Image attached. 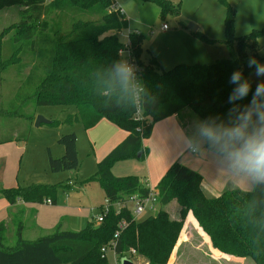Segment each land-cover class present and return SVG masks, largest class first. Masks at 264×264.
Instances as JSON below:
<instances>
[{"label":"trees","instance_id":"16d2710c","mask_svg":"<svg viewBox=\"0 0 264 264\" xmlns=\"http://www.w3.org/2000/svg\"><path fill=\"white\" fill-rule=\"evenodd\" d=\"M151 1L157 3L164 14L177 13L169 0ZM219 1L227 8L225 33L230 59L210 65L182 64L160 72L155 59L148 64L141 60L143 34L129 33L128 49L140 68L141 80L155 97L147 112L134 115L114 102L112 91L96 71L120 60V50L126 49L119 35L128 28V21L113 0H0V9L15 6L23 9L22 21L14 26V41L27 40L28 50L32 53L25 69L19 68L21 58L4 59L5 44H0V116L25 118L19 109L29 103L36 107L75 106L77 113L68 116L65 123L81 122L88 132L102 120H107L127 133L124 141L98 162L96 172L88 179L100 183L106 202L110 204L103 222L92 221L80 231L60 228L34 241L24 239V226L19 222L13 246L7 244V226L1 222L0 264H108L103 249L114 242L113 251L119 260L135 250V258L146 264H168L189 214L193 215L214 249L264 264V185H257L252 191L234 189L208 198L202 190L201 174L174 163L156 189L159 206L178 204L179 219H171L167 211L159 209L154 216L136 220L128 207L119 210L116 207L126 204L132 195L148 196L150 193L141 178L117 177L113 167L121 161L144 160L148 152L143 142L151 137L157 123L178 116L186 108L199 119L224 116L231 107L227 103L232 87L228 84L230 74L242 69L245 77L251 80L252 70L245 63L248 57L252 55L264 61L260 55L264 30L236 36L235 11L227 0ZM22 46L14 54L18 55ZM251 82L254 90L256 85ZM14 84L17 87L13 86L12 98L2 94L9 90L8 85ZM250 99L251 93L240 103L246 104ZM28 119L34 120L33 117ZM14 140L0 144L18 142ZM58 143L65 152L58 158L49 156L50 171L78 170L76 133L61 136ZM140 153L142 155L138 157ZM72 187L69 182L58 186L35 184L1 188L0 194L12 206L18 201L42 203L50 200L55 203L59 190ZM122 222L127 226L116 238Z\"/></svg>","mask_w":264,"mask_h":264},{"label":"rangeland","instance_id":"374dc122","mask_svg":"<svg viewBox=\"0 0 264 264\" xmlns=\"http://www.w3.org/2000/svg\"><path fill=\"white\" fill-rule=\"evenodd\" d=\"M169 1L177 9L176 14L170 12L162 13L161 7L151 0H113L114 4L122 8L128 21V28L123 30L119 35L121 42L124 45L128 44L130 32L142 33L141 60L148 64L152 59H155L159 64L158 68L160 72L172 70L182 64L210 65L219 60L230 59L231 53L225 33L227 8L222 2L219 0ZM227 2L235 11L234 33L236 36L249 34L253 30H264V26L260 23L261 10H263L261 7L259 11L256 8L250 10L248 0H227ZM262 3L263 0H260V4ZM21 10L23 9L17 6L0 9V44H5L4 59L19 57L21 58L19 68H24L27 59L32 53L28 50L27 40L21 43L14 41L16 37L14 26L22 21ZM164 25H167L168 30H162ZM191 25L197 27L198 35L190 30L189 27ZM263 43L264 37L260 40V49ZM20 45H23V49L21 48L22 50L19 51L18 55L14 54ZM24 77H26V73ZM251 80L255 85L260 83V78H257L254 74H252ZM13 86L17 87V84L8 85L9 90L2 92V94H5L8 98H12L15 92ZM19 111L25 115V118L0 116V142L8 139L18 140L17 143L14 142L12 145L0 147V166L2 171L5 170V173L0 172V178L2 180L4 178L5 180L4 187L0 183V189L10 187L14 183H18L20 187L35 184L58 186L61 184L65 185L68 181L74 179L78 186L84 181L82 189H78V193L72 198L73 204H76L77 209L84 211H91L93 209L95 215H100L102 209L106 206V200L100 183L98 181H88L90 176L96 172L98 163H96L94 155H90L89 153L90 142L86 133L87 131H85L81 122L74 124L65 123L68 116H73L77 113V108L75 106L60 105L36 107L33 103H29L24 108H20ZM29 117L34 118L33 122L28 119ZM38 117H42L50 123L36 127ZM197 119L199 118L189 108H186L178 115V120L183 124L187 133L191 132L192 126ZM73 132L78 137L80 147V150H78L79 169L76 171L52 173L48 163L50 145L58 141V134L63 136ZM6 161L7 167L5 165ZM143 161V159L138 158L118 162L117 166L119 167L117 168L116 175L118 177L136 176L135 166H140L138 164H143ZM134 164L136 165L134 166ZM69 173H72L74 176L77 175L81 180H77V176L70 177V179ZM11 174H14L13 179ZM9 183L12 184L9 185ZM234 187L228 186L224 192L238 189ZM83 192L84 194H82ZM58 194L59 197L73 193L71 189L66 191L61 189ZM128 207L134 212V205L132 203H128ZM159 209L167 211L171 219H179L180 207L176 202H172L167 206H158ZM144 217L142 216L139 219H143ZM65 228L68 229L69 227ZM10 230L11 234L8 237L10 241L8 242L11 245L16 241V228L12 225ZM53 232L55 231L42 232L35 236L34 231H31L24 235V239L34 240ZM191 234H193V237ZM201 234L206 237L207 241H210L208 236L200 229L194 217H189L188 215L179 239L186 238L189 235L191 242L201 245L203 243ZM208 252L207 247H203L202 253L198 255L200 258L208 261L204 262V264H213V261L207 255H204V253L208 254ZM135 255L133 257L136 264H146L144 260L135 258ZM106 257L108 264H116L113 250L110 249ZM184 257L188 258L187 255ZM219 264L224 263L220 262Z\"/></svg>","mask_w":264,"mask_h":264},{"label":"crops","instance_id":"0c3cea01","mask_svg":"<svg viewBox=\"0 0 264 264\" xmlns=\"http://www.w3.org/2000/svg\"><path fill=\"white\" fill-rule=\"evenodd\" d=\"M248 1L250 3V10L253 8H256L258 11L261 8L263 9L261 10L260 23L264 26V0L262 3L263 5L260 4V0ZM260 50L264 51V43L263 45L261 44ZM261 81H264V77L260 78V82ZM181 130L187 133L183 124L178 120V116L176 115L157 123L153 128L151 137L143 142L144 149L148 152V155L145 157L143 164H138L140 166H135L136 164H134V166L136 167V176L141 178L145 184L147 183L149 186L156 188L158 183L166 174L167 170L174 163H180L201 174L203 178L202 190L208 198L218 197L228 186H235L234 188H238L243 191H251L254 188V186L250 185L243 177L234 176L228 172H220L211 157L196 158L192 154L186 152L180 141ZM86 133L90 142L88 150L90 155H94L96 163L101 161L110 151H112L127 137L126 132L122 131L107 120H102L95 128ZM60 137L61 135L58 134L57 138L59 139ZM13 143L14 142L3 143L0 144V147L12 145ZM57 143L58 141L53 143V145H50L49 156L51 155L52 157L58 158L64 155V147ZM77 149L80 150L78 137ZM5 165L7 167V161ZM118 167L119 166H117V164L113 167V174L115 176H117L116 171ZM0 172L5 173V170L2 171L1 166ZM11 176L13 179L14 174H11ZM68 176L70 178L76 177L77 175L74 176L72 173H69ZM76 179L81 180L78 176ZM4 181V178L3 180L0 178L2 186L5 184ZM68 182L73 184V187L71 188V192L73 194L59 196L57 202L55 203L47 204V200H44L42 203L38 201L30 203L18 201L12 206L0 194V223L4 222L7 226V244L9 246H13L15 244L14 242L10 245L8 242L10 241L8 237L11 234V226L13 225L16 228L19 222H21L24 226V237L25 234L31 231H34L35 236L42 232L48 233L56 231L60 228L62 230L80 231L99 216L94 214L93 209H91V211H84L76 208V204H73L72 198L76 195V193H78V189H82L83 185L79 184L77 186L74 184V179ZM10 184L12 183H9V185ZM16 187H20V185L18 183H14L7 188ZM82 194H84V192ZM190 216L193 215L189 214V217ZM65 227L69 228L66 229ZM191 236L193 237V234H191ZM201 237L203 238V243H201V245L191 242L189 235H187L186 238H180L174 250V254L168 264H204V262L208 261H205L198 255L199 253H202L203 247H207L209 252L208 254L204 253V255H207L213 261V264H219L220 262H223L224 264H256L251 258H239L220 253L218 250L213 248L211 242L206 240V237L202 234ZM186 255L188 258L184 257Z\"/></svg>","mask_w":264,"mask_h":264},{"label":"clouds","instance_id":"9594fccd","mask_svg":"<svg viewBox=\"0 0 264 264\" xmlns=\"http://www.w3.org/2000/svg\"><path fill=\"white\" fill-rule=\"evenodd\" d=\"M245 63L257 78L264 77V61L250 55ZM96 71L112 91L114 102L134 115L147 112L155 102L137 67L127 59ZM228 84L232 87L227 113L197 119L190 133L180 131V141L194 157H211L220 172L243 177L252 186L264 185V81L253 90L251 80L237 69L228 77ZM250 93L248 103H240Z\"/></svg>","mask_w":264,"mask_h":264},{"label":"built area","instance_id":"2783aa9c","mask_svg":"<svg viewBox=\"0 0 264 264\" xmlns=\"http://www.w3.org/2000/svg\"><path fill=\"white\" fill-rule=\"evenodd\" d=\"M163 31L168 30L167 25H164L162 28ZM119 55L121 57V59H127L129 62L133 63L138 70V76L141 79V72H140V68L137 65V63L135 62V59L132 56L131 51L128 49V45L126 44V49H122L119 52ZM147 186L150 189V193L148 194V196H140L138 194L132 195L129 198V201L124 204H117V210H119L120 208H124V207H128V203H132L134 205V212H132L134 218L136 220H141L139 219L142 216H154L158 213V206H159V192L156 188H153L151 186H149L147 184ZM47 204L51 203L50 200L46 201ZM109 203L106 202V206L103 208L102 213L95 218L94 222L97 224H101L104 220V215L109 211ZM129 208V207H128ZM144 217V218H145ZM127 224L126 222H122L119 225V230L116 232L115 237H119L120 232L122 230H124L126 228ZM115 246V242L111 244V247L109 248H104L103 249V253H105V255H107L108 251L111 249L113 250ZM135 250H132L131 252H129L125 258L129 259L131 262H133L134 264H136V261L134 260V255H135ZM115 262L116 264H121V260L118 259V257L115 255Z\"/></svg>","mask_w":264,"mask_h":264},{"label":"water","instance_id":"95a60500","mask_svg":"<svg viewBox=\"0 0 264 264\" xmlns=\"http://www.w3.org/2000/svg\"><path fill=\"white\" fill-rule=\"evenodd\" d=\"M190 30L192 31V32H194V33H196L197 32V27L196 26H193V25H191L190 27ZM50 122L49 121H47V120H45L44 118H42V117H38V119L36 120V127H39V126H41L42 124H49ZM141 153L138 155V157H141ZM121 264H134L133 262H131L129 259H127V258H122L121 259Z\"/></svg>","mask_w":264,"mask_h":264}]
</instances>
